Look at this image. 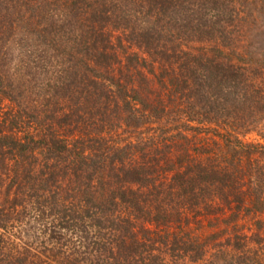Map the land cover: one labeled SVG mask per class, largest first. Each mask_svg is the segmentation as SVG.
<instances>
[{
    "label": "trees",
    "instance_id": "1",
    "mask_svg": "<svg viewBox=\"0 0 264 264\" xmlns=\"http://www.w3.org/2000/svg\"><path fill=\"white\" fill-rule=\"evenodd\" d=\"M48 1L0 0V43L6 37L16 35L25 10L32 15L38 12V17L43 18L46 8L52 7ZM118 1L65 0L61 16L43 19L49 25L44 31L48 36L52 35L54 42L58 40L56 44L62 39L63 32L72 35L73 44L77 42L78 54L83 56L90 76L82 72L79 75L84 86L80 90L83 100L76 95V99L79 98L77 104L69 105L67 112L57 116L56 119H60L58 124L43 128L40 134H17L25 126L21 120L24 108L20 105L18 111L8 112L14 120L9 125V118L0 120V168L7 171L8 162H12L14 178L9 188L15 189L11 210L6 213L0 211L3 216L0 215V229L6 228L13 211L25 207L32 200L40 206L43 217L47 214V218H51L49 237L65 246L66 233L70 231L81 242H86L91 253L96 254L93 264H167L159 254L153 253L161 247L170 257V262L177 263L187 258L191 263H197L204 256L202 246L176 234L170 237L168 233L158 240L149 236L139 240L134 228L136 224L131 218L115 216L119 205L131 209L136 221L167 228L166 232L173 224L182 228L183 217L187 220L189 213L194 217L203 208L206 215H214L217 220H234L240 212L264 215V144H243L236 135L231 136L232 140L226 138L229 148L225 151L222 142L204 137L197 146L169 147L161 156L157 148L145 154L143 146L139 150L143 163L135 160L125 162L120 155L123 150L110 152L103 138H90L87 123L94 113L88 112L87 105L94 98L96 102L97 97L113 99L118 107L120 97L124 99L122 84L114 82L117 54L111 32L117 29L116 23L126 31L129 44L149 50L154 48V54L161 58L167 51V45L163 43L162 46L160 40L171 41L175 35L183 39L196 38L197 41L218 40L227 43V47L232 46V41L239 34L232 31L239 19L237 4L250 8V4L256 1L264 9V0H127V4H131L130 9L127 5L126 9L122 8L124 6ZM140 14L142 18L138 17ZM29 16L30 35L37 36L36 28L30 27L36 25ZM34 17L37 18L36 15ZM146 23L148 26L143 27ZM172 31L174 35L169 34ZM160 45L162 50L159 51ZM218 53V57L201 54L194 57L184 52L173 62L184 61L182 66L178 64L181 76L171 69V81L183 82L182 89L188 91L185 114L192 119L217 127L222 123L234 132L242 128L250 131L258 123L257 117L264 114V93L253 81L252 68L232 60H220L221 50ZM129 57L128 61L134 59V69L139 68L136 52ZM78 74L76 72L71 78L74 79L72 86L78 85ZM104 74L110 80L105 76L102 81ZM70 85L67 82L64 90ZM112 85L117 88L118 97L112 92ZM11 92V89L0 90L3 100L18 103ZM135 94L132 101L140 104L141 100ZM129 107V104L124 105L127 113L125 124L128 126L131 125L130 120L136 121L134 115L139 112L134 110L133 113ZM152 112V117H157L158 114L154 110ZM28 114L37 119L33 113ZM134 125L138 127L139 120ZM65 126L69 127L65 132L67 138L59 133V129ZM107 167L109 173L105 176L103 172ZM160 172L170 176L168 192L159 191L161 188L156 185ZM103 185H108L106 192ZM165 194L167 196L162 198ZM211 199L218 200L219 204L212 206L209 204ZM228 211L230 214L226 216ZM258 223L262 224L261 221ZM92 228L94 234L91 233ZM140 231H145L142 225ZM103 238L106 240L101 242L99 239ZM255 241L264 243L259 235ZM72 261V264H82L84 259ZM0 264L38 263L25 255L0 253Z\"/></svg>",
    "mask_w": 264,
    "mask_h": 264
},
{
    "label": "rangeland",
    "instance_id": "2",
    "mask_svg": "<svg viewBox=\"0 0 264 264\" xmlns=\"http://www.w3.org/2000/svg\"><path fill=\"white\" fill-rule=\"evenodd\" d=\"M63 1L65 0L48 1L52 7L51 9L46 8V12L41 14L42 16L39 15L43 18L38 17V12L32 15V13H28V10H25L27 13L24 11L23 20L18 23V28H16V35L8 36L0 43L2 53L0 57V90L11 89L13 91L11 96L16 98V102L18 100V103H10L7 99L3 100L0 93V120L9 118L7 121L9 125L14 120L8 112L12 113L18 111L20 107L24 108L21 111V120L25 126L20 133H17L19 136H23L27 132L33 135L40 134L43 128L45 130L48 126L58 124L60 119H56L57 116L61 117L64 112L68 111L69 105H76L78 99H82L80 90L84 86L79 76L80 72L90 76L85 68L83 56L78 54L77 42L73 44V38L69 32H63L62 39L56 44L58 40L54 42L52 35L48 36L44 31V28L49 25L43 22V19H48V16L51 18L53 15L61 16L64 9ZM128 1L119 0L118 2L119 5L124 6L122 8L127 5L130 9L131 4H127ZM236 10L237 17L241 20H236L235 28L232 30L239 33H236L237 37L232 41V46L227 47V43L218 40L197 41L196 38L183 39L177 38L175 35L170 38L171 41L160 40L162 46H164L163 43L167 45V51L161 58L158 54H154V48L149 50L144 46L138 48L136 45L129 44L126 39V31L120 29L119 24L116 23L117 29L114 28L111 32L114 52L117 54V64L114 65V82L122 84L121 89L124 93L121 95L124 96V99L120 97L118 107H116L117 102L115 104L113 99L105 100L96 97V102L95 98L89 101L87 110L94 113L91 121L87 123L90 138L99 136L98 138H103L107 143L110 152H113V149L123 150L120 155L125 162L135 160L140 163L144 162L142 153L139 151L143 146L145 154L151 153L155 150L154 148H157L161 156V153L167 152L169 147L172 149L179 145H190L191 148L197 146L200 139L202 140L204 137H212L214 140L222 142L225 151L229 148L228 143L225 142L226 138L231 139V136L236 135L243 144H264V114L257 117L258 123L250 131L242 128L240 131L234 132L231 128L227 129L229 126L222 123L218 127L213 124L199 123L197 119H192L185 114L188 91L182 89L183 82L176 83L171 81L170 77L171 69L177 74L181 73L178 64L180 63L182 66L184 61H178L179 63L176 64L173 62L182 57L184 52L194 57L198 54L206 57H218V50H221L220 60H232L252 68L253 81L257 88L264 93V9H261L255 1L250 4V8H244L237 4ZM29 14L31 15L29 16ZM34 15L37 16L36 19ZM28 16L33 19L36 25L33 24L30 27L36 28L37 36L30 35L29 30L32 29H29L27 23ZM138 17L142 18V14ZM243 18L245 19L243 20ZM133 20L134 18L132 22ZM147 26V23L143 24V27ZM172 32L169 34L174 35L175 32ZM39 35L41 36L39 37ZM161 45L158 47L159 51L162 50ZM135 52L139 60L136 64L140 65L136 70L133 64L134 59L127 60L128 55L131 58ZM76 72H79L76 80L78 85L72 86L74 79L71 78ZM105 76H107V80H110V77L104 74L102 81ZM67 82L71 85L64 90L66 87L64 85ZM112 92L118 97L115 85H112ZM134 94L140 98V104L132 101ZM76 95L79 96L78 99H76ZM125 104H129L133 113L134 110H139L134 115L136 121L130 120L131 125L129 126L125 124L127 116L124 111ZM153 110L158 114L157 117H152ZM28 113H33L37 119L34 120V117ZM138 120L139 126L135 127L134 124ZM67 130L69 127L65 126L64 129H59V133L67 138L65 134ZM12 170H14V165L11 161L8 162L7 171L3 172L0 168V211L5 213L11 210V201L14 197V187L9 188L14 178ZM103 173L107 176L109 167ZM169 180L170 176L167 177L164 172L159 173L156 181V185L161 188L159 191L168 192L166 189ZM107 186L103 185L102 187L105 192L108 190ZM147 192L148 190L145 193ZM166 196L165 194L161 197ZM209 204L216 206L219 201L211 199ZM204 209L194 217L193 213H189L188 219L184 220L186 217H183L180 223L182 228L178 227L179 224H173L167 232V228H156L151 223L143 222L142 224L141 221H136L132 210L123 204L119 205L115 216L131 218L132 222L136 224L134 228L135 232L137 231L139 234L137 237L139 240L146 236L158 240L159 237H164L165 233H168L170 237L176 234L178 237L193 241L203 247V259L197 263H191L187 258L180 259L177 263L170 262V257L162 247L160 248L162 251L158 249L159 251L153 252L155 255L159 254L160 259L167 264H264V243L255 241L256 235L264 239V215H246L240 212L237 218L227 221L217 220L214 215H206ZM229 214L230 211L226 216ZM1 217L3 216L1 215ZM9 219L6 228L0 229V253L8 256L25 255L38 264H72L71 261L76 258L84 259L82 264H93L96 254L91 253L90 248H86V242H81L76 235H71L70 231L66 233L65 246L59 245L49 237L51 218L48 219L47 214H44L43 217L40 206L34 201L30 200L25 207L17 208ZM258 221H261L262 224L259 225ZM87 224H89L88 221ZM87 224L86 226H88ZM141 225L144 227V232L140 231ZM90 230L88 229L89 232H91ZM91 233L94 234V231ZM99 240L104 242L106 239ZM94 264L96 263L94 262Z\"/></svg>",
    "mask_w": 264,
    "mask_h": 264
}]
</instances>
